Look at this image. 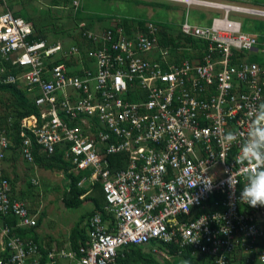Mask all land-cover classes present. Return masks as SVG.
<instances>
[{
	"label": "built area",
	"instance_id": "obj_1",
	"mask_svg": "<svg viewBox=\"0 0 264 264\" xmlns=\"http://www.w3.org/2000/svg\"><path fill=\"white\" fill-rule=\"evenodd\" d=\"M169 1L224 17L202 26L187 13L173 35L178 46L146 23L130 33L118 26L83 33L91 47L79 48L35 39L32 24L0 0V60L20 69L2 83L25 87L37 111L20 120L21 157L33 165L34 145L62 153L81 175L78 187L99 184L105 199L84 243H36L18 231L36 229L39 212L0 167V264H116L132 247L158 264H264V207L240 200L256 170L243 150L264 103V66L249 58H264V36L228 18L264 21V8ZM11 146L0 129V162Z\"/></svg>",
	"mask_w": 264,
	"mask_h": 264
},
{
	"label": "rangeland",
	"instance_id": "obj_2",
	"mask_svg": "<svg viewBox=\"0 0 264 264\" xmlns=\"http://www.w3.org/2000/svg\"><path fill=\"white\" fill-rule=\"evenodd\" d=\"M197 1L264 8V0ZM9 4L14 14L31 21L36 33L47 35L51 43L63 45L77 44L81 40L79 35L84 37L83 33L100 34L109 28L123 27L122 24L127 22L132 27L131 31L152 23L160 29L167 27L169 33L175 34L187 13L190 24L202 26L214 17H224L223 11L169 0H9ZM228 18L239 21L242 28L245 25V32L252 34L257 23L262 21L236 13H230ZM138 21L144 22L143 27L137 25ZM12 102L8 94L0 93V117L11 110ZM0 167L16 188L29 192L30 197L25 201L32 212L39 211L37 233L41 232L40 237H52L50 243L54 237L59 241L66 240L76 222L86 231L87 215L92 211L90 204L85 202L77 209L64 206L62 199L68 181L60 170L45 169L38 164L30 166L22 160L18 150L12 149L0 162ZM32 180L38 184L32 185Z\"/></svg>",
	"mask_w": 264,
	"mask_h": 264
},
{
	"label": "trees",
	"instance_id": "obj_3",
	"mask_svg": "<svg viewBox=\"0 0 264 264\" xmlns=\"http://www.w3.org/2000/svg\"><path fill=\"white\" fill-rule=\"evenodd\" d=\"M258 4V3H257ZM256 5V4H254ZM15 16L23 18L21 15L15 14ZM24 20L29 21L27 18H23ZM210 21H207L209 23ZM137 25L140 27H143L144 22L138 21ZM125 31L130 33V25L127 23L122 24ZM34 27V26H33ZM180 28V27H179ZM242 30L245 32V25L243 26ZM254 34H257L259 36V40L264 36V22L259 21L257 23V26L253 29ZM35 31V39H44L45 35H41L36 33ZM179 29L178 32L175 34H171L168 32L167 27H163L160 32V37L163 42L169 43V44H175L174 42V36L177 35L179 38ZM79 39H81L79 42L77 41V46L79 48L86 46L87 48L91 47V44L87 41L85 37L81 38V35H79ZM194 46H196V42H192ZM175 46H178L175 44ZM83 52V51H82ZM84 53V52H83ZM180 54V53H179ZM189 53L187 51H181V56L186 57ZM250 61L256 62L261 66H264V58H260L258 56H252L249 58ZM1 65V63H0ZM0 93L8 94L12 98V108L10 111L6 112V114L3 117H0V127L5 128L11 138L13 147L11 146L10 149L17 150L21 143V134L18 130L20 120L23 117L29 116L33 113H35L34 107L30 104V100L26 98L25 93L22 89H16L14 85L0 84ZM10 119V124H8V120ZM34 158L35 163L41 166L45 169L50 170H60L65 180L68 181L64 198L62 199L63 204L66 208H78L80 207L85 201L91 202L93 205V211L87 215V220L90 216H92L94 213H100L102 216H104V205H105V199L102 192V188L99 184H96L93 186L92 191L84 196L82 199L80 198L85 192L86 189L78 187V183L81 179V175L77 174L74 175L73 173H69L70 170V164L65 162L63 159L62 153L56 152L52 155H45V154H39L38 148L34 145ZM112 159H115V157H112ZM117 159V158H116ZM4 177L9 179L10 178L4 174ZM11 185L13 186L12 180H10ZM20 199L26 200L29 198V192H22L18 195ZM8 224H14V219L10 218L6 220ZM40 224V219L37 221L38 228ZM87 227V225H86ZM35 228L33 229H25V230H19V234L23 236L24 238H30L36 243H44L46 245L50 244L52 241L51 238H41L36 232ZM87 239V231L85 229L81 228L80 223H77L75 227L73 228L71 232V243L76 248L78 243H84ZM188 255V254H187ZM189 264H197L195 258H187ZM176 263L179 262L178 259L175 260ZM116 264H157L155 260L150 256L149 254H142V249L140 247H132L125 249L121 253H119Z\"/></svg>",
	"mask_w": 264,
	"mask_h": 264
},
{
	"label": "clouds",
	"instance_id": "obj_4",
	"mask_svg": "<svg viewBox=\"0 0 264 264\" xmlns=\"http://www.w3.org/2000/svg\"><path fill=\"white\" fill-rule=\"evenodd\" d=\"M259 114L256 117L252 135V140L245 148V157L256 164V170L249 175L247 184L242 188L240 200L252 208L264 207V103L258 106ZM227 142H231L235 137L229 133L224 138ZM231 177H229V183ZM231 184V183H230Z\"/></svg>",
	"mask_w": 264,
	"mask_h": 264
},
{
	"label": "crops",
	"instance_id": "obj_5",
	"mask_svg": "<svg viewBox=\"0 0 264 264\" xmlns=\"http://www.w3.org/2000/svg\"><path fill=\"white\" fill-rule=\"evenodd\" d=\"M208 21H210V20H208ZM31 23V22H30ZM32 24V23H31ZM205 24H207V22L205 23ZM32 26H33V24H32ZM34 28V27H33ZM247 33V32H246ZM250 34H252V33H250ZM254 34V33H253ZM257 35V34H256ZM43 40H45L48 44H55V43H58V42H50V40H49V37L47 38V35H45V37H44V39ZM60 43V42H59ZM68 45H72V44H68ZM74 45H76V44H74ZM0 63H1V65H0V84L1 85H5V84H3L2 83V80L3 79H5V77L7 76V75H9V74H13V75H15V74H17V73H19L20 72V69H18L17 67H14V66H12L9 62H5V61H1L0 60ZM10 85H12V84H10ZM15 87H16V89H22L23 91H24V93H25V96H26V98H28L29 100H30V104L33 106V104H32V101H33V96H31V93H28V91L25 89V87H23V86H21V87H18L17 85H14ZM34 107V106H33ZM34 109H35V113L37 112L36 111V108L34 107ZM35 113H33V114H35ZM8 124H10V119L8 120ZM0 129H3V130H5V132L7 133V135H8V137L10 138V136H9V134H8V132H7V130L5 129V128H1L0 127ZM18 130H19V127H18ZM10 140H11V138H10ZM11 145H12V147H13V144H12V141H11ZM11 150V149H10ZM9 150V151H10ZM18 150V152H19V148L17 149ZM33 150H34V146H33ZM39 154H43L42 152H38ZM19 155H20V152H19ZM33 155H34V151H33ZM48 156V155H47ZM20 157H21V155H20ZM22 158V157H21ZM22 160H23V158H22ZM24 161V160H23ZM25 162V161H24ZM26 164H28L27 162H25ZM28 165H30V164H28ZM35 165H36V163H35V158H34V164L33 165H30V166H33V167H35ZM5 172V171H4ZM4 172H3V170H2V173L4 174ZM69 173H73V172H71L70 170H69ZM74 175H77V174H75V173H73ZM12 180V179H11ZM81 180V179H80ZM12 182H13V180H12ZM94 186V185H93ZM93 186H90V185H88V184H86V185H84L83 187H81V188H84V189H86V192L80 197L81 199L84 197V196H86L87 194H89L91 191H92V189H93ZM13 190H14V193L15 194H17V195H19V194H21L22 192H28L27 190L26 191H20L18 188H16L15 187V184L13 183ZM29 199V198H28ZM27 200V199H26ZM85 202H88V201H85ZM84 202V203H85ZM83 203V204H84ZM89 204H90V207H91V210L93 211V205H92V203L91 202H88ZM79 208V207H78ZM74 209H77V208H74ZM31 210V209H30ZM38 211V210H37ZM37 211H34L33 213H35V212H37ZM91 211V212H92ZM39 212V211H38ZM78 222H76L75 224H74V226H72V228H71V230H70V234L68 233L67 235H68V237L66 238V240H61V241H59V239L58 238H56V237H54V239H53V242L52 243H55L56 245H58L59 247H61L62 245H66V244H70L71 246H73L72 245V243H71V232H72V230H73V228L75 227V225L77 224ZM88 220L86 219V222H85V226L87 225L88 226ZM40 226V225H39ZM38 226V227H39ZM40 231V230H39ZM86 231L88 232V227H86ZM35 232L37 233V228H36V230H35ZM41 232H39V234H40ZM38 234V233H37ZM38 234V235H39ZM40 236V235H39ZM41 238H44V239H46V238H49L48 236H44V237H41ZM51 239H52V237H50ZM46 245V244H45ZM51 245V243L50 244H48V245H46V246H50ZM142 249V254H145L146 252H147V249H145V248H141ZM146 255V254H145ZM150 255V254H149ZM151 256V255H150ZM154 260H155V262L158 264V262L156 261V259L154 258V257H152Z\"/></svg>",
	"mask_w": 264,
	"mask_h": 264
},
{
	"label": "bare ground",
	"instance_id": "obj_6",
	"mask_svg": "<svg viewBox=\"0 0 264 264\" xmlns=\"http://www.w3.org/2000/svg\"><path fill=\"white\" fill-rule=\"evenodd\" d=\"M184 1V0H183Z\"/></svg>",
	"mask_w": 264,
	"mask_h": 264
}]
</instances>
